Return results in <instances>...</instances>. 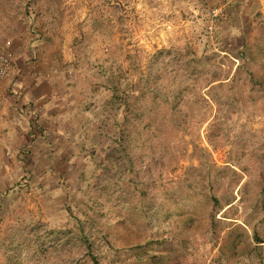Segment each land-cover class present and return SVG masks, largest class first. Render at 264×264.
Returning <instances> with one entry per match:
<instances>
[{
  "label": "rangeland",
  "instance_id": "374dc122",
  "mask_svg": "<svg viewBox=\"0 0 264 264\" xmlns=\"http://www.w3.org/2000/svg\"><path fill=\"white\" fill-rule=\"evenodd\" d=\"M111 2L0 0V44L29 8L71 96L54 149L0 132V264H264V0Z\"/></svg>",
  "mask_w": 264,
  "mask_h": 264
},
{
  "label": "crops",
  "instance_id": "0c3cea01",
  "mask_svg": "<svg viewBox=\"0 0 264 264\" xmlns=\"http://www.w3.org/2000/svg\"><path fill=\"white\" fill-rule=\"evenodd\" d=\"M32 45L23 39L22 44L12 46L16 61L0 84V132L8 142L12 134L10 146L17 143L19 147L21 139L31 138L30 133H51L69 118L64 112L71 96L59 93L52 49L39 48L36 54Z\"/></svg>",
  "mask_w": 264,
  "mask_h": 264
},
{
  "label": "trees",
  "instance_id": "16d2710c",
  "mask_svg": "<svg viewBox=\"0 0 264 264\" xmlns=\"http://www.w3.org/2000/svg\"><path fill=\"white\" fill-rule=\"evenodd\" d=\"M103 6H109L111 7L113 5V3L111 2V0H102ZM113 8V7H112ZM29 8H27L24 18V25H25V30L26 31H30L29 34L31 35V38H28V42L34 43L35 45H32V47L34 48L35 53H38V49L39 48H44V45H46V42H44V37L42 36V33L37 32L34 30V28L30 29L29 25L31 23V15L29 16ZM34 19V17H33ZM90 21H93L92 26L96 31H99V33H101L102 38L103 39H111L114 35H115V26L113 23L110 24L109 21H104L102 20V18H97V17H92V19ZM104 23H107L108 25H105ZM28 25V26H27ZM117 77H115L112 73L109 74L108 79L106 80V82L102 85H98L95 86L94 89L95 90H107L110 92V95L108 96V98L106 99L104 106H103V110L107 111L109 108L110 109H114L116 107L118 108H124L125 111H127L128 114H130L133 105V98H132V87L130 85L127 86V88H125L124 90L121 89V81L120 80H116ZM59 80V79H58ZM59 82V81H58ZM137 92V91H135ZM59 93H61V90L59 91ZM62 95V93H61ZM65 95V94H64ZM67 95V94H66ZM128 121V118H125ZM123 126V124L121 125ZM120 126V127H121ZM121 134L120 137L117 139V143H118V149H121V151L125 154H127V146H125V127L123 126L121 128ZM55 130H53L51 133H38V134H30L31 135V139L32 142L30 143L36 146H51L53 149L55 148V145H57V141H56V137L54 136ZM34 135V138H33ZM40 139V140H39ZM43 139H44V143H43ZM27 148L29 147V145L26 146ZM57 148V147H56ZM95 152V149H92L90 153ZM91 156V155H90ZM112 156V155H111ZM109 155H106L107 159L112 158ZM15 188H13L14 190ZM11 191V190H10ZM67 205V204H66ZM90 207V206H89ZM65 212L67 214V216H69L68 218L70 219V221L74 222L75 227L78 228L79 233L81 235H79V237L84 238L83 234H84V227H83V221L78 215H75V213H73V211L71 210V208H69V206L67 205L65 207ZM86 216H88L86 214ZM86 222V221H85ZM137 258V255H134V259ZM144 264H160L157 260L154 261L153 259H148L144 262Z\"/></svg>",
  "mask_w": 264,
  "mask_h": 264
},
{
  "label": "built area",
  "instance_id": "2783aa9c",
  "mask_svg": "<svg viewBox=\"0 0 264 264\" xmlns=\"http://www.w3.org/2000/svg\"><path fill=\"white\" fill-rule=\"evenodd\" d=\"M15 61L16 54L12 50V42L7 40L0 44V84L10 75Z\"/></svg>",
  "mask_w": 264,
  "mask_h": 264
}]
</instances>
